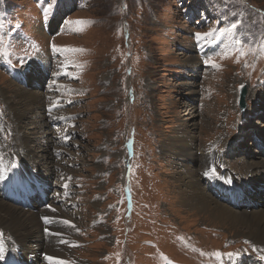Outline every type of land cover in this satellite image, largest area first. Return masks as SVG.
Listing matches in <instances>:
<instances>
[{
  "label": "rangeland",
  "instance_id": "rangeland-1",
  "mask_svg": "<svg viewBox=\"0 0 264 264\" xmlns=\"http://www.w3.org/2000/svg\"><path fill=\"white\" fill-rule=\"evenodd\" d=\"M50 2L0 0V37L9 52L7 60L0 56V155L15 164L9 173L13 176L29 162L30 150L20 148L28 137L33 157L41 159L40 172L50 164L46 178L55 177L49 180V195L53 193L46 207L74 225L61 223V234L73 243L65 249L47 237L38 250L28 244L32 264H49L45 255L71 264H216L214 257L201 253L217 250H240L236 261L244 262L250 253L264 264L258 259L264 244L184 204L181 182L175 178L181 176L178 164L190 157L165 148L170 136L189 132L193 143L188 148L192 152L195 145L196 155L206 154L207 165L215 164L222 176L226 171L220 165L236 170L242 184L264 182V154L252 139L264 134V105L257 106L264 103V55L259 51L264 0H59L45 19L43 7ZM77 19L90 23H64ZM237 20L232 36L257 49L239 62L235 55L221 58L226 37L199 44L194 37ZM52 21L55 32L50 36L45 26ZM76 27L82 30L74 31ZM53 44L79 51L55 52ZM207 46L212 52L202 55ZM209 57L218 68L204 64ZM68 61L80 65L69 66L71 75L61 67ZM9 67H25L14 73L40 87L27 90L2 72ZM48 73L49 80L42 82ZM242 82L248 84L243 112L236 101ZM10 84L39 98L38 106L32 104L26 113L31 116H22L20 123L2 95L4 88L13 97ZM52 105L58 106L56 111L49 110ZM241 137L246 146L237 145ZM254 173L259 180H252ZM0 198L16 206L1 193ZM2 232L6 237L0 240L11 250L17 237L3 225ZM5 255L11 256L9 251Z\"/></svg>",
  "mask_w": 264,
  "mask_h": 264
},
{
  "label": "bare ground",
  "instance_id": "bare-ground-1",
  "mask_svg": "<svg viewBox=\"0 0 264 264\" xmlns=\"http://www.w3.org/2000/svg\"><path fill=\"white\" fill-rule=\"evenodd\" d=\"M26 82L28 83V85H31L33 87L34 83L32 81L26 79ZM10 86L11 87L7 88V90L11 91L14 89L15 94L11 93L12 91L10 92L12 95L14 94L13 97L11 96L10 98V96L7 95L8 93L6 92V90H4V88L2 95H4L6 99L9 101L8 103L10 105V109H11L10 111L13 117L17 120V123L18 122L20 123L23 117H27L28 115H30V114H26L32 111V109L29 107L32 104L35 105L39 98L37 99L35 93L32 90L27 91L28 90L27 89L26 92H24L25 90L21 89L20 87H17L16 85L15 88L14 85L12 84H10ZM262 105H264L263 102L259 103L257 106H262ZM37 106L38 105H35V107ZM20 107H22V109H20ZM243 126L248 127L247 124H243ZM18 134L20 133L18 132ZM190 137H192V134L189 132H187V134H185L183 131L179 132L175 136L173 135L172 137L170 136V138L168 139V143L165 146V148L167 147L166 150L170 151L176 156L190 157L189 161L186 160L184 161L189 164L186 163L178 164L179 165L178 167L181 168V169L179 168L181 171L177 173L180 174L181 176L175 178V180L181 182L180 184L179 183L178 184L181 185L182 187L180 189L178 187L177 188L181 190V193H183L182 197L185 196V198L183 197L184 204L189 206L191 209L198 210L201 213L209 214L212 221H216L219 224L226 225L229 229H236V231L238 230L240 234L246 233L245 234L246 237L254 239L255 242H258L260 244H264V205L259 206L257 208H251L253 210H256V212L251 211L247 213L242 210L233 209L228 204L227 206L225 205L226 203H222L217 199H214L207 192L208 189L206 188V184L203 183V180H206L207 181L206 183H210V184L214 182L219 183L220 185H224V184H221L220 179H209L203 176V172L209 166L207 165L208 164L207 156L205 157L206 154L204 155L203 153H199V156L196 155L195 145L191 146V149L193 150L191 152V150L188 148V143L190 142L193 143L192 140L188 139ZM256 137L264 141V134L257 133ZM246 141L247 139L241 137L238 140L237 145L240 147L244 145L246 146ZM21 145L22 146L20 148L30 150L27 151L26 153L29 162L23 163L24 166L22 169L17 168L13 176H22V177L35 176L38 179H40L42 182L46 183L47 185L48 184L51 185V183H49L46 178V175H48L50 171V167H49L50 164L48 165L46 164L47 166L45 169L46 174L43 175L39 170L40 169L39 161L41 159L38 156H36L34 153H33L34 154L33 157L28 137L24 136V138L21 141ZM38 150L40 151V157H44L45 154L43 153V149H41L40 146H38ZM54 151L56 153V150ZM35 158H38L37 161ZM13 176L9 174L8 178H11ZM259 179L260 177L256 173H254L252 180L254 181ZM1 182L2 181H0V184ZM53 209L55 211H53ZM59 212H56V209L52 207L37 208L35 211L25 210L18 208L16 206H11L10 203L0 198V227L1 225L6 226L9 229H11L13 233H15L17 238L15 243H13L14 244L13 248L14 246H17V248H15L16 250L14 252L21 254L23 257L28 258L29 260L30 259L33 260L34 252L28 248V244L32 247L34 246L35 250H38L40 249V247H42L40 246L41 244L40 241L44 240L45 237L52 240L54 243L60 244L59 246L64 249L66 247L73 245L72 241L69 240L63 234H61L60 236H54L45 233L44 235L41 236V234L38 232L40 230L44 231L45 228H48L50 233L64 232V230L61 227L62 222L60 221H63L65 219L62 218V214ZM44 216H48L49 218H52L54 221L50 224H45L43 219H41ZM235 235L244 236V235H239L238 232H235ZM62 239L67 240L69 243L67 244L60 243V240ZM9 252L11 254L13 251H9ZM9 258H11V256ZM35 264H39V263L36 261ZM240 264H245V263H240Z\"/></svg>",
  "mask_w": 264,
  "mask_h": 264
},
{
  "label": "snow or ice",
  "instance_id": "snow-or-ice-1",
  "mask_svg": "<svg viewBox=\"0 0 264 264\" xmlns=\"http://www.w3.org/2000/svg\"><path fill=\"white\" fill-rule=\"evenodd\" d=\"M58 3H59V0H51L50 3H47V6L43 7V13H44L45 19H47L50 14H54V10H55L56 6L58 5ZM64 23L68 24V25H83L86 23H90V21L77 19V20H66ZM239 24H240V21L237 20L235 23H231L229 26H226L224 28L212 29L208 32H196V33H194V37H195L198 44L201 41L215 43L216 41L220 40L221 37H226L227 43L225 44L224 50L221 53V58L223 59V58H227L229 56L235 55L236 62H239L241 60V58L246 57L249 54V52H256L257 51L256 48L252 47L251 43L246 42V41L240 39L239 37H233L232 36L233 31L237 28V26ZM3 27H4L3 23H0V29H2ZM81 30L82 29L80 27H76L74 29V31H81ZM0 45H4V47H0V56H2L5 60H7L9 57V52L7 50V42L4 40L3 37H0ZM51 47H52L53 51H55V52L79 51V49H71V48L61 49V48H58L54 44ZM259 51H260L261 55H264V43L261 44ZM23 64H24V60L21 59V65H23ZM204 64L210 65L213 68L219 67V65H217L216 62L213 59H211V57L205 59ZM70 65L75 66V67H80L79 64H73L71 61L63 63L61 65V67L64 68L66 75H71V73L67 71V69L69 68ZM248 66H249L248 63L245 61L244 67H248ZM53 83H55V82H53ZM241 87H243V85H241ZM69 103H71V101H69ZM55 106L56 105H53L52 107H55ZM50 111H51V108H50ZM59 119H63V117H60ZM65 139H67V137H65ZM220 167H223V165H220ZM14 168H15L14 163H11L10 165L7 164L4 161L3 156L0 155V181L7 179L9 176V173L12 172L14 170ZM203 176L207 177L209 179H222V180H224L225 183H228V184H230L232 182L231 179H225L217 171V166L215 164L209 165L207 167V169L203 172ZM65 187H67V185H65ZM65 195H67V193H65ZM53 211H55V210L53 209ZM41 219H43L45 224L52 223L51 218H49L48 216H44ZM61 222L65 225H69V226L74 227V225L71 224V221L63 220ZM44 231H45V233H48L49 235H54V236H60L61 235V233H50L48 228H45ZM77 231H79V230L77 229ZM0 237H2V233H0ZM60 243L67 244L69 242L67 240L62 239V240H60ZM245 243L247 244L249 242L245 241ZM15 250H16L15 248H12L11 250L7 249L6 246L3 244L2 240H0V264H2V262L6 261L5 253L7 251H13L14 252ZM244 251H247V250H244ZM253 251H258V249H256L255 246H253ZM241 254H242V252L240 250H238L236 252H227V253L221 252L219 250L211 252V253H203V252L201 253V255H208L210 257H214L216 264H225L226 259L228 261L235 262L236 258L241 256ZM44 259L47 260L49 262V264H71L70 261L60 260L58 258H55L52 256H47V255H45ZM258 259L260 261H264V254L260 255L258 257ZM118 261H119V254H117V262Z\"/></svg>",
  "mask_w": 264,
  "mask_h": 264
},
{
  "label": "water",
  "instance_id": "water-1",
  "mask_svg": "<svg viewBox=\"0 0 264 264\" xmlns=\"http://www.w3.org/2000/svg\"><path fill=\"white\" fill-rule=\"evenodd\" d=\"M245 90H246V85H243V87H241V96H240V103L242 108H244V94H245Z\"/></svg>",
  "mask_w": 264,
  "mask_h": 264
}]
</instances>
